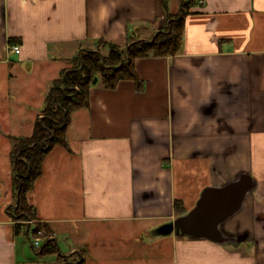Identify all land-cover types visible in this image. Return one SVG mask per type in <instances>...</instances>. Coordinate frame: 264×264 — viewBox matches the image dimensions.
<instances>
[{
  "label": "crops",
  "instance_id": "1",
  "mask_svg": "<svg viewBox=\"0 0 264 264\" xmlns=\"http://www.w3.org/2000/svg\"><path fill=\"white\" fill-rule=\"evenodd\" d=\"M163 2L0 0V264H264V0ZM167 15H184L181 51L137 59L142 92L91 88L28 193L37 218L18 221L11 137L34 134L83 50L151 41ZM241 172L257 188L224 225L234 241L151 237ZM36 225L57 254L39 253Z\"/></svg>",
  "mask_w": 264,
  "mask_h": 264
},
{
  "label": "trees",
  "instance_id": "2",
  "mask_svg": "<svg viewBox=\"0 0 264 264\" xmlns=\"http://www.w3.org/2000/svg\"><path fill=\"white\" fill-rule=\"evenodd\" d=\"M167 3L168 0H164V9ZM191 3L184 4L183 10ZM183 20L184 15H167L166 26L151 41L135 40L126 47L99 42L106 48L107 54H102L98 49L83 50L73 59L72 67L65 70L61 78L54 82L46 100L44 116L36 122L34 134L30 137H11V161L17 173L14 185L18 206L14 214L18 221L37 218L34 208L28 203V193L41 176L44 161L51 149L56 146L68 147L66 131L71 122V114L90 106V90L96 79L104 88L110 90L117 89L122 81H132L136 90L142 92L144 81L136 70L137 59L178 54L183 43ZM10 44L14 43L11 41ZM33 233L44 240L43 245L38 248L40 254L59 252L58 244L47 226L36 225ZM58 258V264H69L71 261L64 256Z\"/></svg>",
  "mask_w": 264,
  "mask_h": 264
},
{
  "label": "water",
  "instance_id": "3",
  "mask_svg": "<svg viewBox=\"0 0 264 264\" xmlns=\"http://www.w3.org/2000/svg\"><path fill=\"white\" fill-rule=\"evenodd\" d=\"M96 83L98 79L94 85ZM256 182L251 174L241 172L235 180L205 188L191 210L151 230V237L174 235L219 245L229 244L235 239L225 232L224 225L242 210L246 197L256 190Z\"/></svg>",
  "mask_w": 264,
  "mask_h": 264
},
{
  "label": "built area",
  "instance_id": "4",
  "mask_svg": "<svg viewBox=\"0 0 264 264\" xmlns=\"http://www.w3.org/2000/svg\"><path fill=\"white\" fill-rule=\"evenodd\" d=\"M12 51H14V52L17 53V52L20 51V47L16 45L15 47H13ZM37 245H39V242H38V241L36 242V246H37Z\"/></svg>",
  "mask_w": 264,
  "mask_h": 264
}]
</instances>
